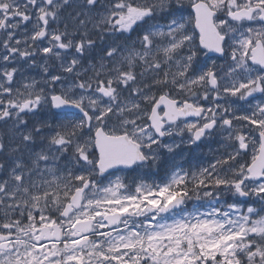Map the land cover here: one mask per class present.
Returning <instances> with one entry per match:
<instances>
[{"label": "snow or ice", "instance_id": "6c2138e0", "mask_svg": "<svg viewBox=\"0 0 264 264\" xmlns=\"http://www.w3.org/2000/svg\"><path fill=\"white\" fill-rule=\"evenodd\" d=\"M0 264H264V0H0Z\"/></svg>", "mask_w": 264, "mask_h": 264}, {"label": "rangeland", "instance_id": "374dc122", "mask_svg": "<svg viewBox=\"0 0 264 264\" xmlns=\"http://www.w3.org/2000/svg\"><path fill=\"white\" fill-rule=\"evenodd\" d=\"M218 145H214V147H217ZM202 152V154H201ZM187 155V159L190 157V163L192 164H196L197 162H203V163H206L207 162V159H208V149H203L202 150H198L194 153H186ZM194 155V156H193ZM198 156V158H196L195 156Z\"/></svg>", "mask_w": 264, "mask_h": 264}]
</instances>
